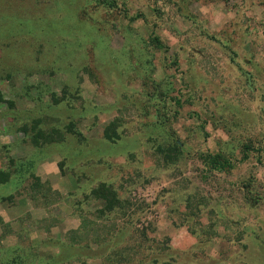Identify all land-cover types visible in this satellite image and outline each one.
<instances>
[{"label": "rangeland", "instance_id": "1", "mask_svg": "<svg viewBox=\"0 0 264 264\" xmlns=\"http://www.w3.org/2000/svg\"><path fill=\"white\" fill-rule=\"evenodd\" d=\"M0 178L38 264H264V0H0Z\"/></svg>", "mask_w": 264, "mask_h": 264}, {"label": "trees", "instance_id": "2", "mask_svg": "<svg viewBox=\"0 0 264 264\" xmlns=\"http://www.w3.org/2000/svg\"><path fill=\"white\" fill-rule=\"evenodd\" d=\"M152 43L156 46H161V41L157 36H153L150 39ZM111 128L108 127L107 130H110ZM106 138L111 139L112 134H105ZM246 148H248V145H245ZM208 158L210 159V165L211 167L222 169L229 164V161L227 158L222 157L220 154H207ZM4 180V179H3ZM2 178H0V181H3ZM91 193L95 194L96 199H102L105 200L106 204L104 209L106 210H112L118 203L119 200L115 197L114 192L111 191V188L106 186L104 183H100L99 187L93 190L91 189ZM104 209L99 210L100 213L104 212ZM84 226V224H83ZM0 227L5 230V232L8 233H14L10 228L7 222H5L0 217ZM75 230H70L71 236H69V239L71 241L75 240ZM19 236L20 240H22L21 234L19 235L17 233V237ZM81 238V237H80ZM78 239V238H77ZM80 240V239H79ZM76 242H79L76 240ZM76 242H73L74 244ZM5 252V256L0 255V264H38L37 261H40L44 257H48L49 255H41L38 251L37 245L32 244H25V246H18L11 245L10 247L6 248L4 246H0V252ZM129 260V258H128Z\"/></svg>", "mask_w": 264, "mask_h": 264}]
</instances>
